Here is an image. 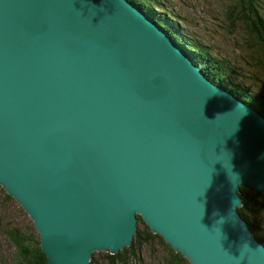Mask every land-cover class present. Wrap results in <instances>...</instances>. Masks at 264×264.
<instances>
[{
    "label": "water",
    "instance_id": "95a60500",
    "mask_svg": "<svg viewBox=\"0 0 264 264\" xmlns=\"http://www.w3.org/2000/svg\"><path fill=\"white\" fill-rule=\"evenodd\" d=\"M164 34L130 0H0V185L49 264L125 249L138 215L191 264H264L238 210L264 116Z\"/></svg>",
    "mask_w": 264,
    "mask_h": 264
},
{
    "label": "trees",
    "instance_id": "16d2710c",
    "mask_svg": "<svg viewBox=\"0 0 264 264\" xmlns=\"http://www.w3.org/2000/svg\"><path fill=\"white\" fill-rule=\"evenodd\" d=\"M132 1L136 2L135 4L143 9L154 21L163 26L187 50L192 59L202 66L208 76L226 86L230 91L236 93L239 98L247 103L249 102L250 105L264 114V99L260 96V93L263 95V91L258 90L257 87H251L247 82H240L241 73H239L238 67L234 62L222 54L215 53L204 39L199 38L200 34L187 25V19L178 14L172 6L167 5L166 0ZM238 1L239 4L236 6L237 8L242 7L243 10H241L244 14L238 17L233 10H230L228 11L229 20L231 25H234L236 18L246 24L249 36L252 39L255 38L256 44L263 52V58L254 56L255 58L252 59L253 66L264 71V15L260 10L263 7L258 3V0ZM252 79L258 87L264 88V80L258 74L255 73ZM0 191L8 205L16 203V199L9 195L4 188L0 187ZM240 195L243 204L238 210L247 221L255 237L264 244V194L253 187L241 186ZM19 207L20 212L25 215L26 212L23 207L21 205ZM0 222L2 224L6 223L0 230L14 245L17 253L15 256L16 260L8 264H49L47 256L40 245V235L33 221L29 228L25 227L23 230L11 225L12 223L9 220L0 218ZM153 244H158L162 253L160 255L162 264H191L162 235L153 233L140 215H138L137 232L131 245L114 254L105 252L103 256L106 258L107 264H133L134 262L135 264H141L143 261L139 252L144 247H152ZM96 260L97 254L94 252L90 264H95Z\"/></svg>",
    "mask_w": 264,
    "mask_h": 264
},
{
    "label": "rangeland",
    "instance_id": "374dc122",
    "mask_svg": "<svg viewBox=\"0 0 264 264\" xmlns=\"http://www.w3.org/2000/svg\"><path fill=\"white\" fill-rule=\"evenodd\" d=\"M166 3L187 19V25L194 28L200 34L199 38L204 39L215 53L222 54L234 62L241 73L240 82H247L251 87H257L264 95V88L258 87L252 79L256 73L264 80V71L254 68L252 61L254 56L263 58L262 49L256 44L255 38L249 36L244 22L236 18L234 25H231L229 20L230 10H233L238 17L244 14L242 7L236 6L239 4L238 0H166ZM258 3L263 7L260 10L264 15V0H258ZM263 95L260 93L264 99ZM0 187L3 188L1 185ZM1 193L0 191V218L9 220L11 225L22 230L25 227L29 228L32 221L27 214L23 215L20 212V204L16 201L15 204L8 205ZM5 224L0 222V229ZM104 253V251H96L95 264H107ZM16 254V248L0 230V264L14 262ZM139 255L143 261L141 264H162L160 256L162 253L158 244H153L150 248L144 247Z\"/></svg>",
    "mask_w": 264,
    "mask_h": 264
},
{
    "label": "bare ground",
    "instance_id": "6f19581e",
    "mask_svg": "<svg viewBox=\"0 0 264 264\" xmlns=\"http://www.w3.org/2000/svg\"><path fill=\"white\" fill-rule=\"evenodd\" d=\"M132 1V0H131ZM134 4L136 3V2H134V1H132ZM136 6H138L137 4H135ZM139 7V6H138ZM140 8V7H139ZM141 9V8H140ZM142 11H144L143 9H141ZM145 12V11H144ZM146 13V12H145ZM147 14V13H146ZM149 16V15H148ZM150 17V16H149ZM151 18V17H150ZM152 19V18H151ZM153 20V19H152ZM153 22H155L156 24H157V26H158V28H160V30H161V32H164L165 34L163 35V37H164V39L165 40H167L169 43H171L172 45H175L176 47H174V48H176V49H178V51H179V57L180 58H182L183 59V57L184 58H187V59H189L192 63H193V65H195L196 67H197V69H198V71H199V73L200 74H203L204 76H205V78L206 79H208V81L209 82H211V83H213L214 85H217V86H219V87H221L222 89H224V90H227V91H229L231 94H233V95H235L237 98H239L237 95H236V93H233L232 91H230L226 86H224V85H222L221 83H219L218 81H216L215 79H213V78H211L210 76H208V74H206L205 73V71L203 70V68H202V66L201 65H198L193 59H192V57L190 56V54L187 52V50L181 45V44H179L178 42H177V40L173 37V36H171L169 33H168V31L163 27V26H161V25H159L156 21H154L153 20ZM208 61V60H207ZM239 100H242L243 102H245L247 105H249V106H251L252 107V105H250V103L248 104L246 101H244L243 99H241V98H239ZM252 108H254V109H256L262 116H264V114H262V112L259 110V109H257V108H255V107H252Z\"/></svg>",
    "mask_w": 264,
    "mask_h": 264
}]
</instances>
